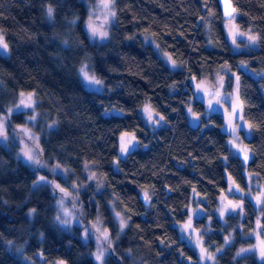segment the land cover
<instances>
[{"label":"trees","instance_id":"obj_1","mask_svg":"<svg viewBox=\"0 0 264 264\" xmlns=\"http://www.w3.org/2000/svg\"><path fill=\"white\" fill-rule=\"evenodd\" d=\"M233 2L240 29L258 37L254 48L233 49L218 0H115L116 24L104 43L88 37L81 0H0V29L10 49L9 55L0 52V111L15 105L21 92L32 94L42 114L36 126L40 158L83 180L85 164L103 176L102 188L82 192V201L86 221L100 215L114 241L105 264H198L196 250L175 226L185 220L194 192L207 198L212 212L229 186L227 174L237 187L244 186L247 168L264 186V0ZM144 34L182 68H170ZM87 58L105 84L104 93L79 80L77 69ZM223 65L239 73L244 116L253 132L248 164L239 151H229L222 113L215 109L206 118L193 84ZM191 99L202 117L196 126L185 109ZM147 102L162 116V126L145 122L140 108ZM111 106L124 113L106 115ZM28 115L12 114L11 127L29 122ZM123 131L135 132L140 146L119 159ZM15 152L16 146L0 142V264H32L30 258L95 264L94 241L86 240L78 225L64 229L54 221L56 195L49 182L65 179L30 166ZM39 174L46 180L40 182ZM145 193L148 205L141 197ZM115 201L128 218L121 232ZM255 215L248 202L243 220L228 217L233 241L217 264H264L252 253L236 256L238 247L252 241L246 235ZM205 222L201 218L196 225ZM212 224L206 245L217 248L224 243L222 221L214 215Z\"/></svg>","mask_w":264,"mask_h":264},{"label":"rangeland","instance_id":"obj_2","mask_svg":"<svg viewBox=\"0 0 264 264\" xmlns=\"http://www.w3.org/2000/svg\"><path fill=\"white\" fill-rule=\"evenodd\" d=\"M87 8V15L83 22L84 29L88 37L95 42L104 43L110 39L114 25L116 24V7L115 0H81ZM51 7V6H49ZM52 8V7H51ZM53 9V8H52ZM114 13V15H113ZM51 17H53L51 15ZM238 14L236 13L232 19H224V27L227 37L233 44V49L238 50L242 45L244 48H254L257 46L258 37L253 31L241 30L237 23ZM95 29V33L93 32ZM106 33V35H104ZM148 35V34H147ZM144 34L141 35L147 44H152L158 50L160 56L172 69H181V63L174 60L170 53L160 49L159 44L152 37ZM0 38L7 44L5 35L0 29ZM8 46V44H7ZM0 52L4 55H9V46L6 49L0 48ZM177 67H173L176 66ZM85 73L89 77H94L100 83L94 84L85 79ZM77 75L82 84L89 90L104 93L105 84L95 74L92 60L87 58L84 63L78 67ZM229 80L231 85L229 87ZM194 87L201 93L199 98L205 105V116L213 111H219L224 117L223 130L228 135V147L231 154H238V151L250 153L249 140L252 137V126L244 116V103L240 94V77L238 72L231 71L227 65H223L222 69L213 76H203L201 79L193 81ZM17 103L3 114L0 111V125L5 133L0 136V142L6 147L16 146V155L21 161L29 164L37 169H47L55 175L60 174L65 179L64 182L58 179H52L49 182L52 186L55 199V223H58L64 229H72L76 225L84 232L86 240H93L95 244L92 254L95 264H105V258L111 251V245L114 241L111 238V233L102 224L101 216L94 215L90 220L86 221V209L82 201V192H88L93 186L99 190L104 182L103 176L95 167L85 164L83 167L84 180L77 176H70L68 170L59 165H49L48 162L40 158L41 149V132L36 127L41 113L35 105V99L32 94L21 92ZM31 97V99H29ZM31 104V106H27ZM191 125L200 124L201 116L194 111L192 99L185 106ZM28 111L27 122L23 125L11 127V116L14 113ZM140 112L145 122L153 128H157L164 124V120L158 114L150 103H145ZM106 115L123 114V110L116 106L105 108ZM34 117V119H33ZM162 118V119H161ZM30 123V124H29ZM45 127H51V124L46 123ZM119 141V159L125 158L131 151L139 148L140 144L135 132L123 131L118 136ZM131 141L128 144L126 152H122V146L125 142ZM30 152L35 159L40 161L36 164L29 161L24 155V152ZM52 174V175H54ZM245 185L238 186L240 193H237L233 188V182L227 174L228 188L223 190L217 197V206L214 211L209 212L207 209V198L198 194L196 191L192 196L191 203L187 207V215L185 220L176 222L179 234L182 240L190 244L197 253L196 263L198 264H217L220 253L232 243L234 231L227 228L228 217L236 215L243 220L247 215V203L251 202L256 211L254 228L246 235L252 241L237 248L236 256L240 257L245 254H254L261 262L264 261L262 249H264V233L262 227L264 225V186L258 175L245 168ZM39 181L42 174L38 175ZM46 180V179H44ZM48 180V179H47ZM43 186L42 183L39 184ZM38 186V185H36ZM94 195L89 198L90 203L93 202ZM114 203V202H113ZM236 205V207H234ZM92 206V205H91ZM90 206V207H91ZM115 222L121 231L128 225V218L124 211L114 203L112 205ZM216 216L222 221V226L219 227L224 232V243L217 248H210L206 245V233L213 230V216ZM206 218L205 224L197 226V220ZM227 228V230H226ZM101 255V259L96 257ZM42 259V257H41ZM32 264H66L64 261H56L46 263L44 260H36L30 258Z\"/></svg>","mask_w":264,"mask_h":264},{"label":"snow or ice","instance_id":"obj_3","mask_svg":"<svg viewBox=\"0 0 264 264\" xmlns=\"http://www.w3.org/2000/svg\"><path fill=\"white\" fill-rule=\"evenodd\" d=\"M232 11H234V9L232 10ZM52 13H53V9L51 8V7H49V9H48V14H49V16H51L52 15ZM113 15H114V13H113ZM228 15L229 16H231L232 15V12H228ZM95 29H93V32L95 33ZM104 35H106V33L104 34ZM8 46H7V44L6 43H4V41H3V39L2 38H0V48H2V49H6ZM85 79L86 80H89L91 83H94V84H98V83H100L98 80H96L94 77H89L88 75H87V73H85ZM29 99H31V97H29ZM27 106H31V104H29V105H27ZM33 119H34V117H33ZM162 119V118H161ZM5 135V133H4V131H3V129H2V125H0V136H4ZM131 143V141H127V142H125L124 144H123V146H122V149H121V151L122 152H126L127 151V148H128V144H130ZM24 155L27 157V159L29 160V161H32V162H34V163H36V164H40V161L38 160V159H35L34 157H33V155L30 153V152H24ZM245 159H247V156H245ZM45 178L44 177H40V180H44ZM37 183H39V181L37 182ZM145 196L147 197V193H145ZM234 207H236V205H234ZM262 255H264V249H262ZM98 260H100L102 257H101V255H98L97 257H96Z\"/></svg>","mask_w":264,"mask_h":264},{"label":"water","instance_id":"obj_4","mask_svg":"<svg viewBox=\"0 0 264 264\" xmlns=\"http://www.w3.org/2000/svg\"><path fill=\"white\" fill-rule=\"evenodd\" d=\"M219 1V5L223 14V17L225 19H232L235 14L237 13V7L235 6L233 0H218ZM234 9V11H232ZM228 12H232V15L229 16ZM245 156H247V159H245ZM239 157L244 161L245 164H248L250 162V160L252 159V155H250L249 153L243 151L242 149L239 150ZM234 189L236 190L237 193H240V189L233 184ZM145 199V203L146 205L149 204V201L147 200V197L142 194V196Z\"/></svg>","mask_w":264,"mask_h":264}]
</instances>
